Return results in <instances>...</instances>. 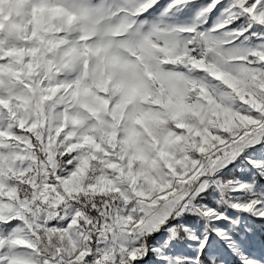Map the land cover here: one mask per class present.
Listing matches in <instances>:
<instances>
[{"label":"snow or ice","instance_id":"obj_1","mask_svg":"<svg viewBox=\"0 0 264 264\" xmlns=\"http://www.w3.org/2000/svg\"><path fill=\"white\" fill-rule=\"evenodd\" d=\"M0 264H264V0H0Z\"/></svg>","mask_w":264,"mask_h":264}]
</instances>
